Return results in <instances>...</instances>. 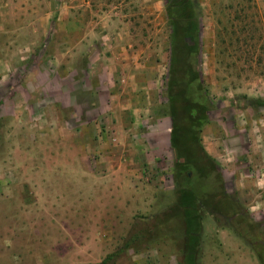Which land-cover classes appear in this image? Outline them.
Returning <instances> with one entry per match:
<instances>
[{"label": "rangeland", "instance_id": "obj_1", "mask_svg": "<svg viewBox=\"0 0 264 264\" xmlns=\"http://www.w3.org/2000/svg\"><path fill=\"white\" fill-rule=\"evenodd\" d=\"M213 103L203 141L264 222V0H193ZM167 0H14L0 15V264H181ZM262 170V172H261ZM204 213L201 264H260ZM138 251V252H137Z\"/></svg>", "mask_w": 264, "mask_h": 264}, {"label": "trees", "instance_id": "obj_2", "mask_svg": "<svg viewBox=\"0 0 264 264\" xmlns=\"http://www.w3.org/2000/svg\"><path fill=\"white\" fill-rule=\"evenodd\" d=\"M171 28L170 65L166 81L167 102L157 110L158 118H170V144L175 156L173 179L176 202L170 219L179 225L175 246L181 264H201L204 213L222 216L239 225L235 233L264 264V222L256 221L250 210L226 187L222 167L205 148L203 135L211 124L213 103L200 69V21L193 0H167ZM256 108L264 100L252 101ZM139 235L129 238L119 250L99 264H115L127 250H135ZM138 252V251H137Z\"/></svg>", "mask_w": 264, "mask_h": 264}, {"label": "crops", "instance_id": "obj_3", "mask_svg": "<svg viewBox=\"0 0 264 264\" xmlns=\"http://www.w3.org/2000/svg\"><path fill=\"white\" fill-rule=\"evenodd\" d=\"M14 3V0H0V15H2L3 14V12H5L6 14H7V8L10 6V5H12ZM7 25V23L6 24H4V26L3 25H1L0 26V29L1 30H7V28H8V26H6ZM261 172H262V170H261ZM263 177H262V180H261V177H260V182H263L264 181V173H263V175H262ZM263 194V196H264V192H262L261 193V195Z\"/></svg>", "mask_w": 264, "mask_h": 264}]
</instances>
